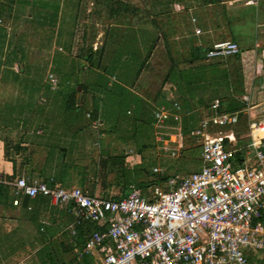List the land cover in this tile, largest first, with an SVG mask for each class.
<instances>
[{"label": "rangeland", "instance_id": "374dc122", "mask_svg": "<svg viewBox=\"0 0 264 264\" xmlns=\"http://www.w3.org/2000/svg\"><path fill=\"white\" fill-rule=\"evenodd\" d=\"M206 1L208 6H205ZM222 1L59 0L51 24L48 10L39 14L45 15L41 24L37 17L39 9L31 12L28 5L19 9L13 7L10 17L0 24V171L9 173L10 167L1 157L2 139L16 142L19 134L30 152V161L22 167L15 164L17 172L37 180L61 177V188L77 187L90 196L98 195L97 187L93 188L94 164L97 154L103 150L111 155H124L129 166L135 163L139 174L134 183L147 185L139 188L145 193L153 185L155 174L178 180L197 171L200 167L198 144L187 137V133L181 150L175 152L174 157L159 150L154 141L153 112L160 105L177 102L180 113L188 105L194 110L193 115L200 118L208 108L201 105L200 98L205 100L211 95L218 100L226 98L224 93L238 75L234 76L236 72L231 70L230 78L226 72L230 57L210 59L204 55V60L195 59L191 49L198 45L211 48L204 39L217 29L221 35L226 34V38L232 33L242 45L252 42L250 31L264 21V0L241 8L239 4L245 0L225 8ZM44 2L51 3V0ZM176 3L182 5L179 4L182 10L180 6L175 8ZM194 26L202 29V35H194ZM237 32L241 39L235 36ZM96 40L104 41L102 51ZM89 49L96 52L92 58H86ZM170 62L180 71L176 75L181 79L177 83L179 90L188 88L194 96L185 99L170 84H162ZM49 73L57 81L55 91L48 89ZM77 87L80 89L74 100L78 107L65 111L66 100L71 93L76 94ZM228 93L233 98L240 94L230 90ZM258 100H264V91L255 94V102ZM262 107L264 105L239 111L237 115L243 129L246 116L253 122L264 121ZM90 112H96L98 123L95 126L84 117ZM218 131L231 132L226 127ZM166 134L169 140L173 139L170 130ZM173 143L174 140L169 146H175ZM247 143L248 138H244L239 146ZM153 169L160 171L155 173ZM118 192V188H109L104 194L113 196ZM58 208L50 205L47 198L36 207L42 216L39 213L36 216L34 207L31 211L24 207H0V218L13 219L2 229L0 237L16 230L14 237L21 241L20 245L13 244L7 262L0 259V264L63 261L57 243L68 247L72 242L69 229L64 228L61 235L53 237L54 232L46 220L47 214L55 213ZM62 212L70 218L65 209ZM0 240L1 258L9 249L4 239ZM40 247L43 248L40 256L16 262ZM43 252L51 260L44 257ZM249 256L248 264H264V255L250 252ZM65 258L63 264H67L68 259H72L70 264L92 260L90 257L73 260L72 254L67 252Z\"/></svg>", "mask_w": 264, "mask_h": 264}, {"label": "built area", "instance_id": "2783aa9c", "mask_svg": "<svg viewBox=\"0 0 264 264\" xmlns=\"http://www.w3.org/2000/svg\"><path fill=\"white\" fill-rule=\"evenodd\" d=\"M253 1L245 0L244 4ZM237 52L235 43L222 41L207 49L205 57ZM47 83L50 90L56 89L57 81L50 73ZM241 100L248 102L246 96ZM169 109L159 106L153 112L154 141L159 150L174 157L184 136L177 115L179 105L172 102V112ZM238 113L220 111L219 101L212 100L187 132L198 144L199 169L178 180L168 177L151 185L146 193L129 185L121 198L104 199L77 187L49 188L27 175L6 184L14 196L39 195L52 206L66 207L72 218V237L75 227L84 223L103 227L82 235L74 248L77 259L92 257L94 264H248L250 252L264 255V137L253 139L249 131L261 123L248 121V143L231 145ZM170 120L177 125H168ZM91 125L96 124L92 121ZM222 127L231 132L222 134L218 131ZM172 140L175 146H169ZM244 149H248L244 154L251 156L249 163L233 166L234 154ZM104 243L106 249L101 254Z\"/></svg>", "mask_w": 264, "mask_h": 264}, {"label": "trees", "instance_id": "16d2710c", "mask_svg": "<svg viewBox=\"0 0 264 264\" xmlns=\"http://www.w3.org/2000/svg\"><path fill=\"white\" fill-rule=\"evenodd\" d=\"M26 5L29 6V8L31 9V12L33 9L36 11H38V9L40 10V13H37V17L39 16V18L41 19V24H43L42 22L45 20V15H43V17H42V15H39V14H41V12H43V11L45 12L46 10H48L49 11L48 14H51V16H52V18L50 19V21H48V23L51 24L55 14H56V11L58 9L59 0H51V3L44 2V0H0V24L2 23L3 19L5 20V19H8L10 17L9 15L11 14L13 7H17L19 9V8L26 6ZM5 31H6V29H4V34L6 37ZM103 45L104 44L101 45L100 51H102ZM206 50L207 49L205 47L203 48V46H194L191 49L192 57H194L195 59L204 60L205 59L204 55L206 53ZM94 53H96V52L91 51L89 49L88 52L85 54L86 58H92V55ZM176 68L177 67H176L175 63H173V62L169 63V67L167 68L165 74L163 75V78L161 81L162 84H164V83L170 84L171 87L173 89H175V91H179L180 94H182L185 99L188 96L189 97L194 96L193 91L189 90L188 88L187 89L183 88L182 90H179L177 83L180 82L181 79L176 75H179L180 71H178ZM12 75L16 76L13 73H12ZM187 76L188 75H185V77H187ZM48 89H49V86H48ZM55 90H50V91H55ZM228 91H229V88H228L227 92L224 93V95H226V98H224V100H218L217 99L219 101V104H220V111H223V112L240 111L244 107V103L236 100L233 97H231L230 94L228 93ZM74 95H75V92L71 93L68 96V99L66 100V104H65V108H64L65 111H69L70 109H75L78 107L77 102L74 100ZM214 97H215V95L214 96L211 95L210 97H207L205 100L200 98L198 101L201 102L202 106L203 105L209 106L210 102L213 99H216ZM208 101H209V103H208V105H206ZM200 102H199V104H200ZM171 104L169 102V105H168L169 107L168 106H166V107L171 108ZM187 106H186L185 110L180 113V105H179V110L177 112V115L179 116L180 129H181V132H182L184 137L186 136V133L188 132V130L193 128L197 124V120H198L197 118H195V115H193L194 110H192L191 108H188ZM95 113L96 112L85 113V114L89 115L88 120L90 122L96 120ZM85 114H84V117H85ZM37 119H40V121H42L41 118H37ZM263 124H264V122H262L260 125H263ZM168 125L176 126L177 123L170 120L168 122ZM22 142H24L22 134H19L18 140L16 142H11L7 138L2 139L1 157L5 163L10 164V167H9V173L4 171V170L0 171V207H3V208L4 207H6V208H14V207H22L23 208L24 207L26 210H27V208H29L28 211H31L32 208L34 207L35 213L37 216L38 210L36 209V207H38V205L41 203V200H44L45 197H41L39 195L35 196L34 198H28L26 196H14L12 194L10 188L6 184V183L10 182L13 178H17L20 175H22V172H17L18 169L15 167V164L22 167V166H25L30 161L29 156H28V154L30 152H28V148H26L25 144H22ZM141 147L143 150L144 145ZM138 152H140V151H138ZM15 157H17V159H15ZM135 166H136L135 163L129 166L126 162L124 155H121V154L111 155V154L107 153L105 150L99 152L97 154V158H96V161L94 164L95 171L93 174V188L97 187V191H98V195H96V196L100 197V198H104V199H119L126 194L128 186L132 185L130 183H133L134 184L133 186L138 188V189L139 188H143V189L146 188L147 185H142L140 183L139 184L134 183V179L139 174V172H138L139 170H137L135 168ZM155 175H157V177H156V179H154V181L151 184H160L168 178V176H166V175H161V174H155ZM28 176L33 178V176H31V175H28ZM41 181L44 182L46 184V186L49 188H61L60 186L62 184V178L61 177L49 176V177H45ZM109 188H118L119 189L118 194L113 195V196H106V194H104V193ZM142 192L145 193V191H142ZM10 221H13V219L12 218L11 219L0 218V232L2 231L3 228H5L7 226V224ZM100 230H103V227L97 223H92V222L84 223L83 225H81L79 227H75V235L73 237L71 236L73 238V240L70 244H68V247L66 248V252L72 254V250L74 248H78L79 244L81 243L82 235L85 232L100 231ZM15 234H16V230H13V231H9V232L5 233V235H3V237H0V238L4 239L3 242H4V244L6 243L5 245H7L8 246L7 248L9 249L7 251H4L3 254H1L0 259L2 261L4 260L7 262L8 255L10 254V252L13 248V244L16 245V244H19L21 242L19 239L17 240V238L14 237ZM106 245H107V243H104L103 249L100 250L101 254H103L105 252ZM0 246H1V240H0ZM3 247H5V246H3ZM42 250H43V248L40 247V248L36 249L32 254L25 255L16 262L18 263L19 261L26 260V259L30 258L31 256H33V257L40 256L42 253ZM43 255H44V257H46L48 259L47 255H45V253ZM72 256H73V260H76V255L72 254ZM81 259H85V256L82 257ZM48 260H51V258ZM71 260L72 259H68V261L66 263L70 264L69 261H71ZM56 264H63V262L56 263ZM85 264H92V263L91 262H89V263L85 262Z\"/></svg>", "mask_w": 264, "mask_h": 264}, {"label": "crops", "instance_id": "0c3cea01", "mask_svg": "<svg viewBox=\"0 0 264 264\" xmlns=\"http://www.w3.org/2000/svg\"><path fill=\"white\" fill-rule=\"evenodd\" d=\"M257 1L258 0L253 1V4H250V5H245L244 4L245 1H243L241 4H239V8L255 6ZM239 2H240L239 0H224V1H222L224 8L225 7H234L235 5H233V3L237 4ZM179 4L180 3H176L175 8H177L178 6L181 5V4L180 5ZM208 5L209 4L206 3L205 6H208ZM181 6L179 8L180 10H182ZM237 7H238V5H237ZM191 22L193 24H195L194 18H191ZM195 29L199 30V34L196 36L202 35V29L201 28L194 26L193 27V33H194ZM219 30L220 29H217V31H214L215 32L214 34L209 33L210 32L209 29L206 30V32L209 33V37H207L204 40H205L207 45L210 44L211 46L217 42H222V41H229V42L236 44V46L238 48V52L236 54L229 55V56H222L224 58L230 57V58H228L229 61H227L226 66H225L226 72L230 76V78H231V70L236 72V74L233 72L234 76H236L238 74L236 76V81L234 82V84H232L230 82L231 87H229V90L233 91L234 93H240L239 95H235L234 97L237 96V98H235V99H238L241 102H243L241 100V96L247 97L248 102H243L244 103L243 109H250L251 107H257V106L264 105V100H260V101L258 100L257 102H255V94L260 93V91L261 92L264 91V21L262 23L255 25L254 30L250 31V33L253 36L252 42L250 41L251 44H250V42H246V45H242L243 42L240 43L238 41V39H235L233 37L232 33L227 34V36H229V37L226 38V36H225L226 34L221 35ZM248 32H249V30H248ZM210 34L212 36H210ZM239 34L240 33L237 32L235 36L238 37L239 39H241L242 37ZM103 36H104V34H103ZM208 41H209V43H208ZM96 42L98 44H100V46L102 44H104V41L100 42L99 40H96ZM198 46H200V45H198ZM93 51H95V50H93ZM240 69L242 72H240ZM162 96L166 100L165 95L162 94ZM160 106H164V105H160ZM164 107H166V106H164ZM262 108H264V107H262ZM195 118H198V116ZM85 119H88L86 117V114H85ZM198 120H199V118H198ZM198 120H197V122H198ZM248 121H251V119L249 118V116H246L245 121L243 122L244 129L241 127V125L239 123L235 128L232 129L233 130L232 132L234 133V136H235V142L231 143V145H233L234 147L235 146L241 147V146H239L240 141H242L244 138H247V133H248L247 123H248ZM94 122L97 125V123H98L97 120H94ZM262 122H264V121H259V122H255V123H262ZM90 124H91V122H90ZM245 129L247 132H244ZM250 133L253 136L254 135L263 136L264 135V124L259 125V127L255 128L253 130L250 129L249 134ZM100 136H102V135L100 134ZM250 157H251L250 155H245L244 152L243 153L242 152H236V154H234V156H233V162L236 163L237 165L247 164V163H249L248 160L250 159ZM247 158H248V160H247ZM22 175H27V174L22 173ZM63 209L66 210V207H60V208H58V211H56L55 213L47 214V216H46V220H48V224H49L51 230L54 232L53 237H57L56 236L57 234L61 235L64 228H67V230L69 229V225H70L69 223H71L72 218H71V215L66 210V213L70 216V218H69L70 222H68L69 219H67L68 217L66 216V214L64 212H62ZM27 210H29V208H27ZM38 215L42 216L41 213H39ZM263 221H264V219H263ZM60 228H61V230H60ZM39 230L42 231V228L39 227ZM69 236L71 237L70 234H69ZM72 240H73V238H72ZM57 246L60 249V254H61L60 256L63 258V261H59L58 263L64 262L66 260V258H65L66 246L63 244H59V243H57ZM36 249H38V248L33 249V252ZM72 254H75L74 249L72 250ZM90 258H92V257H90ZM254 259H257V258H254ZM76 260H78V259L76 258ZM91 263L94 264L93 258L91 260Z\"/></svg>", "mask_w": 264, "mask_h": 264}, {"label": "bare ground", "instance_id": "6f19581e", "mask_svg": "<svg viewBox=\"0 0 264 264\" xmlns=\"http://www.w3.org/2000/svg\"><path fill=\"white\" fill-rule=\"evenodd\" d=\"M259 127V126H258ZM255 128H257V127H253V128H251V130H253V129H255ZM250 136L253 138V139H258V138H263L264 137V135L263 136H258V135H251V133H250Z\"/></svg>", "mask_w": 264, "mask_h": 264}, {"label": "water", "instance_id": "95a60500", "mask_svg": "<svg viewBox=\"0 0 264 264\" xmlns=\"http://www.w3.org/2000/svg\"><path fill=\"white\" fill-rule=\"evenodd\" d=\"M20 67V66H19ZM80 87H77L76 88V94H75V97H77V92L79 91Z\"/></svg>", "mask_w": 264, "mask_h": 264}]
</instances>
